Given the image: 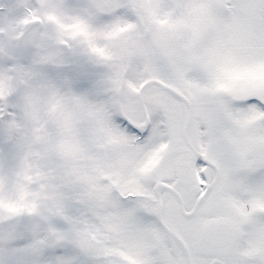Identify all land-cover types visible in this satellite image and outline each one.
<instances>
[{
	"label": "snow or ice",
	"instance_id": "1",
	"mask_svg": "<svg viewBox=\"0 0 264 264\" xmlns=\"http://www.w3.org/2000/svg\"><path fill=\"white\" fill-rule=\"evenodd\" d=\"M0 264H264V0H0Z\"/></svg>",
	"mask_w": 264,
	"mask_h": 264
}]
</instances>
